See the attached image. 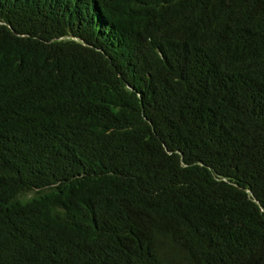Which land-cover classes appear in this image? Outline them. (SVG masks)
<instances>
[{
	"label": "trees",
	"instance_id": "1",
	"mask_svg": "<svg viewBox=\"0 0 264 264\" xmlns=\"http://www.w3.org/2000/svg\"><path fill=\"white\" fill-rule=\"evenodd\" d=\"M0 264H264V0H0Z\"/></svg>",
	"mask_w": 264,
	"mask_h": 264
}]
</instances>
